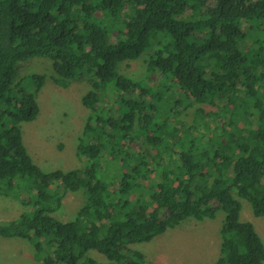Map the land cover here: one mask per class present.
<instances>
[{"label": "trees", "instance_id": "obj_1", "mask_svg": "<svg viewBox=\"0 0 264 264\" xmlns=\"http://www.w3.org/2000/svg\"><path fill=\"white\" fill-rule=\"evenodd\" d=\"M143 56L151 84L120 72ZM35 58L88 87L82 168L45 172L23 144L47 79L19 78ZM69 193L83 203L62 222ZM0 197L25 208L0 237L41 264H151L137 245L219 212L212 264H264L240 202L264 217V0H0Z\"/></svg>", "mask_w": 264, "mask_h": 264}, {"label": "rangeland", "instance_id": "obj_2", "mask_svg": "<svg viewBox=\"0 0 264 264\" xmlns=\"http://www.w3.org/2000/svg\"><path fill=\"white\" fill-rule=\"evenodd\" d=\"M120 72L134 80L151 84L146 56L122 64ZM35 74L45 75L47 79L37 95V118L21 124L23 144L45 172L82 168L84 163L76 155V146L87 117L81 98L88 87L82 82H72L67 88L54 84L50 78L51 64L45 58H35L20 65L19 78L27 82ZM186 119L189 121L190 116ZM240 202L241 219L251 222L264 242V217H255L249 203L245 200ZM82 203L81 193H69L54 214L55 218L62 222L73 219ZM24 210L19 201L0 197V222L14 220ZM224 217V213L219 212L214 220L198 222L189 219L136 248L151 264H212L219 253V229ZM94 256L102 261L99 255ZM34 257L32 246L25 241L0 237V264H41Z\"/></svg>", "mask_w": 264, "mask_h": 264}, {"label": "crops", "instance_id": "obj_3", "mask_svg": "<svg viewBox=\"0 0 264 264\" xmlns=\"http://www.w3.org/2000/svg\"><path fill=\"white\" fill-rule=\"evenodd\" d=\"M256 228V227H255Z\"/></svg>", "mask_w": 264, "mask_h": 264}]
</instances>
